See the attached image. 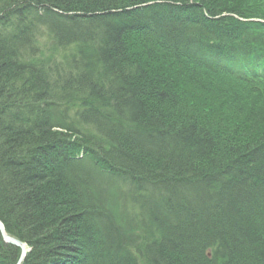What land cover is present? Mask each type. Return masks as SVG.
Segmentation results:
<instances>
[{
  "label": "trees",
  "instance_id": "trees-1",
  "mask_svg": "<svg viewBox=\"0 0 264 264\" xmlns=\"http://www.w3.org/2000/svg\"><path fill=\"white\" fill-rule=\"evenodd\" d=\"M262 64L264 0H0L23 264H264Z\"/></svg>",
  "mask_w": 264,
  "mask_h": 264
},
{
  "label": "rangeland",
  "instance_id": "rangeland-1",
  "mask_svg": "<svg viewBox=\"0 0 264 264\" xmlns=\"http://www.w3.org/2000/svg\"><path fill=\"white\" fill-rule=\"evenodd\" d=\"M38 38H39V40H42V42H43V41H46V39H47V38H45L44 36L42 37V36H40V35H38ZM40 42H41V41H40ZM40 42H38V45H39L40 47H42L44 44H42V43H40ZM26 57H27V56H26ZM0 104H1V103H0ZM0 222L2 223L1 220H0ZM2 225L4 226L3 223H2ZM4 230H5V227H4ZM5 232H6V230H5ZM6 233H7V235H8L9 237L14 238V239H17V240H19V241L22 242V244H21L22 246H21V245H17V244L11 243L10 241H9V242L6 241L5 238H4V236H3L2 231H1V229H0V234H1V237H2L3 241H4L7 245H9V246H11V247L13 246V247H15V248H17V249L20 250L19 257H18V261H17L16 264H18L19 260L21 259L22 254H23V252H24V258H23V261H22V263H21V264H23V262H24V260L26 259L27 255H28L29 252L31 251V247H30V245H29L28 243L22 241L21 239H18L17 237L10 235L8 232H6ZM22 247H23V248H22ZM23 249H24V250H23Z\"/></svg>",
  "mask_w": 264,
  "mask_h": 264
},
{
  "label": "water",
  "instance_id": "water-1",
  "mask_svg": "<svg viewBox=\"0 0 264 264\" xmlns=\"http://www.w3.org/2000/svg\"><path fill=\"white\" fill-rule=\"evenodd\" d=\"M0 229H1L2 233H3V236H4V238H5L6 241H8V242L10 241L11 243H14V244H17V245H21V244H22L21 241H19V240H17V239H14V238H11V237H9V236L7 235V233H6L5 230H4V226L2 225L1 222H0ZM21 246H22V245H21ZM22 248H23V247H22ZM23 250H24V249H23ZM23 258H24V252H23V254H22V256H21V259L19 260L18 264H21V263H22Z\"/></svg>",
  "mask_w": 264,
  "mask_h": 264
}]
</instances>
